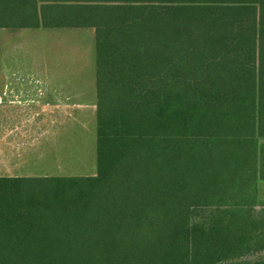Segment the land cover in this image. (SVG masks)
<instances>
[{"label": "trees", "instance_id": "trees-1", "mask_svg": "<svg viewBox=\"0 0 264 264\" xmlns=\"http://www.w3.org/2000/svg\"><path fill=\"white\" fill-rule=\"evenodd\" d=\"M40 27L94 30L96 173L0 177V264H264V0H0Z\"/></svg>", "mask_w": 264, "mask_h": 264}, {"label": "rangeland", "instance_id": "rangeland-1", "mask_svg": "<svg viewBox=\"0 0 264 264\" xmlns=\"http://www.w3.org/2000/svg\"><path fill=\"white\" fill-rule=\"evenodd\" d=\"M24 29L16 36V44H30L32 51L20 53L23 57L22 71H34L36 76L50 73L51 83L39 84L24 79L15 84L24 97H35L38 105L25 103L24 115L3 117V122L11 124H35L50 127L34 141V151L44 153L29 156V166L33 174L47 176H90L96 173V115H95V48L93 29L40 30ZM44 33H48L46 36ZM61 33V34H59ZM40 35L39 40L36 35ZM21 36V37H20ZM51 36V37H50ZM41 46L42 48H39ZM32 58H25V57ZM44 72V73H43ZM83 77V80H81ZM65 80V82H64ZM49 87L51 96L42 92ZM40 88V90H39ZM83 89V96H80ZM72 96L73 102L83 99V110L73 108L71 115L54 108L55 100L62 95ZM45 95V96H44ZM43 98L52 104L49 112L43 113ZM35 114L28 115V113ZM6 112H12L6 110ZM35 134H38L35 132ZM16 152L22 149L25 133L14 132ZM20 157L19 155L17 156ZM43 172V173H40ZM259 198L264 204V181L259 182ZM261 204V205H262ZM264 206V205H263ZM262 206V207H263ZM260 208V207H258Z\"/></svg>", "mask_w": 264, "mask_h": 264}, {"label": "crops", "instance_id": "crops-1", "mask_svg": "<svg viewBox=\"0 0 264 264\" xmlns=\"http://www.w3.org/2000/svg\"><path fill=\"white\" fill-rule=\"evenodd\" d=\"M24 29H35L38 32H42L40 30H67V29H78V28H60V29H51V28H21V29H10V28H0V177H45L46 174H33L35 170L29 166L30 160L29 156L36 154L37 156L42 157L44 153L34 151V141L41 137V133L48 132L50 127L35 125V124H11L4 123L3 117L8 116H20L24 115L21 110L25 107V103H27V107L29 105H34L36 102L38 105L40 104V100H35V97H24L23 94L18 92V88H15V84L22 82L24 79L28 81H36L39 84H49L51 83L50 73L36 76L34 71L30 72L27 70L26 72L22 71L23 61L20 53H27L32 51L33 46L28 44H16V36L21 35V31ZM61 34V33H59ZM44 35L48 36V33H44ZM22 36V35H21ZM20 36V37H21ZM40 40V35H36ZM51 37V36H50ZM39 48H42L39 46ZM25 58H32L25 57ZM83 80V77H81ZM65 82V80H64ZM40 90V88H39ZM46 92L47 96H51L50 88L47 89L45 87L42 88V92L44 94ZM45 96V95H44ZM80 96H83V89H81ZM72 96L67 94V96L62 95L58 97L55 101V106L57 110H62L65 114L71 115V111L73 108L79 109L82 113L83 110V99L79 102L72 100ZM96 102V95H95ZM42 107L43 113L49 112V109L52 107L51 102L43 98ZM11 110L12 112H6V110ZM96 110V105H95ZM32 110V113H28V115L35 114ZM14 132H22L25 133L24 138L26 139L24 144H22V149L16 152L14 147ZM37 132L38 134H35ZM20 156L19 158L17 156ZM43 173V172H40Z\"/></svg>", "mask_w": 264, "mask_h": 264}]
</instances>
